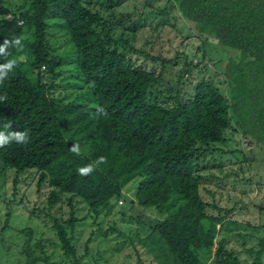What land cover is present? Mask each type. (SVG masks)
<instances>
[{"label": "trees", "instance_id": "trees-1", "mask_svg": "<svg viewBox=\"0 0 264 264\" xmlns=\"http://www.w3.org/2000/svg\"><path fill=\"white\" fill-rule=\"evenodd\" d=\"M174 2L203 39L238 52L223 69L227 99L215 85L198 81L190 97L173 107L150 102L148 88L161 74L134 65L123 53L134 52L127 28L111 14L104 16L109 8L100 4L26 0L13 14L0 0V45L20 40L0 54V65L15 61L0 83V131H22L29 137L26 145L13 141L0 147V171L34 169L37 184L45 182L50 189V202L60 196H67V203L76 198L95 214L138 178L135 202L166 215L139 239L140 246L154 264H202L219 232L216 225L224 219L205 213L211 206L199 194L200 159L210 145L224 142L231 121L264 150V0ZM48 26L65 35L70 56L49 52ZM24 29L28 32L22 37ZM66 64L85 86L83 101L48 95L53 86L45 84L44 74L53 75L55 67ZM75 144L79 155L71 150ZM101 156L105 163H97ZM89 164L94 171L81 175L78 169ZM66 223L73 225L71 219ZM52 227L64 256L80 264L65 228L55 221ZM22 232L23 264H45L40 242L29 247L31 230ZM224 241L215 242L212 264H239L223 248ZM247 251L257 264L264 243Z\"/></svg>", "mask_w": 264, "mask_h": 264}, {"label": "rangeland", "instance_id": "rangeland-1", "mask_svg": "<svg viewBox=\"0 0 264 264\" xmlns=\"http://www.w3.org/2000/svg\"><path fill=\"white\" fill-rule=\"evenodd\" d=\"M105 8L103 15L111 14L127 28L130 48L123 53L140 68L160 73L157 83L148 88V99L153 103L173 107L192 94L193 85L203 81L215 85L227 99V80L223 74L225 64L236 60L238 52L221 48L217 43L198 35L190 22L184 20L174 7V0H85ZM10 13L25 7L26 0H4ZM7 17H10L7 15ZM132 30L134 37L131 39ZM28 29H24L25 37ZM65 35L54 27L46 29L49 52L67 54ZM69 52V51H68ZM159 57L160 60H151ZM46 85H52L48 95L54 99L79 98L87 93L81 80L69 65L54 68L53 75H45ZM63 101V102H64ZM199 161V194L211 207L207 215L219 216L223 221L214 236L202 264H212L215 242L224 238L223 248L238 259L239 264H254L252 253L264 243V150L236 130L231 121L224 132V142L210 145ZM34 169L15 172L0 171V264H23L21 252L26 236L22 230L30 229L29 247L40 242L45 264H72L64 256L52 227L61 224L69 238L80 264H154L151 256L140 246L151 227L166 215L154 208L142 207L134 200L138 178L129 181L118 197L110 200L106 208L97 213L72 198L60 196L48 199L49 187L37 184ZM71 219L70 227L67 220ZM230 221V224H225ZM257 264H264V252Z\"/></svg>", "mask_w": 264, "mask_h": 264}, {"label": "clouds", "instance_id": "clouds-1", "mask_svg": "<svg viewBox=\"0 0 264 264\" xmlns=\"http://www.w3.org/2000/svg\"><path fill=\"white\" fill-rule=\"evenodd\" d=\"M10 44L19 45L20 44L19 38L11 42L5 40L4 43L0 45V54H7L6 49L9 47ZM14 64L15 61H9L8 63L0 65V83H2L4 79H6L8 72L12 70ZM99 111L102 112L103 110L101 109ZM10 127H11L10 124L5 125V128H10ZM13 141L17 144L26 145L29 141L28 134L22 131H11V132L0 131V147H4L5 145L12 143ZM71 150L77 155L80 154V148L78 144L73 145ZM105 162H106L105 157L101 156L98 158L97 163H105ZM78 171L81 175H89L94 171V166L89 164L78 169Z\"/></svg>", "mask_w": 264, "mask_h": 264}]
</instances>
